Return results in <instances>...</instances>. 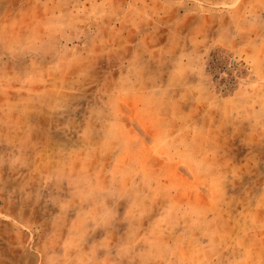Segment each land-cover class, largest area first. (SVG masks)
Wrapping results in <instances>:
<instances>
[{
    "label": "rangeland",
    "instance_id": "rangeland-1",
    "mask_svg": "<svg viewBox=\"0 0 264 264\" xmlns=\"http://www.w3.org/2000/svg\"><path fill=\"white\" fill-rule=\"evenodd\" d=\"M62 262L264 264V0H0V264Z\"/></svg>",
    "mask_w": 264,
    "mask_h": 264
},
{
    "label": "crops",
    "instance_id": "crops-1",
    "mask_svg": "<svg viewBox=\"0 0 264 264\" xmlns=\"http://www.w3.org/2000/svg\"><path fill=\"white\" fill-rule=\"evenodd\" d=\"M65 257L67 258L66 253H64V254L62 255V261L65 260ZM62 264H65V263L62 262Z\"/></svg>",
    "mask_w": 264,
    "mask_h": 264
}]
</instances>
